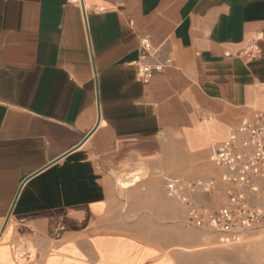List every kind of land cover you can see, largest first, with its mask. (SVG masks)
Instances as JSON below:
<instances>
[{
    "label": "crops",
    "instance_id": "0c3cea01",
    "mask_svg": "<svg viewBox=\"0 0 264 264\" xmlns=\"http://www.w3.org/2000/svg\"><path fill=\"white\" fill-rule=\"evenodd\" d=\"M143 35L173 60L149 83ZM254 109L264 0H0V264H176L149 232L185 209L151 176H217Z\"/></svg>",
    "mask_w": 264,
    "mask_h": 264
},
{
    "label": "built area",
    "instance_id": "2783aa9c",
    "mask_svg": "<svg viewBox=\"0 0 264 264\" xmlns=\"http://www.w3.org/2000/svg\"><path fill=\"white\" fill-rule=\"evenodd\" d=\"M259 53L251 42L237 56L249 61ZM157 54L150 37L141 36L134 61L141 82L149 83L155 72L172 64V58L153 62ZM211 160L218 167L217 176L165 179V192L183 205L187 223L215 235L264 228V110L254 109L245 116L224 142L215 145Z\"/></svg>",
    "mask_w": 264,
    "mask_h": 264
},
{
    "label": "rangeland",
    "instance_id": "374dc122",
    "mask_svg": "<svg viewBox=\"0 0 264 264\" xmlns=\"http://www.w3.org/2000/svg\"><path fill=\"white\" fill-rule=\"evenodd\" d=\"M214 174L212 171L210 176ZM164 176H151L158 189H164ZM165 225L166 230L149 233L176 252V264H264V228L237 235H215L188 224L184 217Z\"/></svg>",
    "mask_w": 264,
    "mask_h": 264
},
{
    "label": "bare ground",
    "instance_id": "6f19581e",
    "mask_svg": "<svg viewBox=\"0 0 264 264\" xmlns=\"http://www.w3.org/2000/svg\"><path fill=\"white\" fill-rule=\"evenodd\" d=\"M129 175V174H128ZM128 178V177H127ZM141 180V176L139 174H132L130 175V179L128 180H120V184L122 186H131L133 184H136L137 182H139ZM123 188V187H122Z\"/></svg>",
    "mask_w": 264,
    "mask_h": 264
},
{
    "label": "water",
    "instance_id": "95a60500",
    "mask_svg": "<svg viewBox=\"0 0 264 264\" xmlns=\"http://www.w3.org/2000/svg\"><path fill=\"white\" fill-rule=\"evenodd\" d=\"M84 12H85V10H84Z\"/></svg>",
    "mask_w": 264,
    "mask_h": 264
}]
</instances>
